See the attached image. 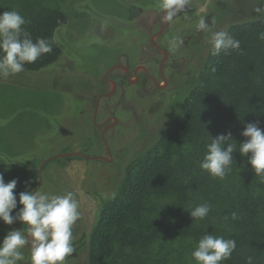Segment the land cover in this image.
<instances>
[{
    "label": "rangeland",
    "instance_id": "374dc122",
    "mask_svg": "<svg viewBox=\"0 0 264 264\" xmlns=\"http://www.w3.org/2000/svg\"><path fill=\"white\" fill-rule=\"evenodd\" d=\"M157 3L158 0H0V13L17 10L26 21L41 9L58 10L66 16L57 40L61 55L54 65L36 73L0 78V155L5 159L0 158V172L5 182L18 181L14 189L17 198L24 191L57 195L71 191L79 203L84 237L73 239L75 252L65 264L83 262L85 248L83 254L77 250L87 242L104 202L117 194L121 170L149 150L156 137L168 128L181 91L183 94L206 60L211 33L196 29L199 19L203 16L212 31H225L264 14L255 11L258 6L264 7L259 0H189L156 39L169 56L177 58L173 63L178 66L177 74L164 72L168 80L165 90L153 88L141 72L140 81L130 84L121 73L112 71L108 78L118 79L119 85L110 98L101 101L97 119L101 122L109 113L117 118L116 126L105 138L108 160L101 130L92 123L95 99L110 88L104 81L105 72L116 64L125 65L126 59L130 69L136 64L144 65L159 80L155 66L160 52L152 56L144 53L150 50L149 37L163 24ZM173 36L182 40L175 51L169 46ZM70 152L103 156L106 160L55 157ZM173 156L177 158L175 152ZM24 160L23 164L12 163ZM158 202L167 204L165 198ZM20 207L18 204L13 214ZM22 226L18 221L10 229ZM188 242L180 241L179 248L172 249L177 252L174 256L181 254L185 264H196L191 256L196 244L188 246ZM165 247L166 252L171 250L169 242ZM172 259L179 260L167 254V260Z\"/></svg>",
    "mask_w": 264,
    "mask_h": 264
},
{
    "label": "trees",
    "instance_id": "16d2710c",
    "mask_svg": "<svg viewBox=\"0 0 264 264\" xmlns=\"http://www.w3.org/2000/svg\"><path fill=\"white\" fill-rule=\"evenodd\" d=\"M65 21L63 12L52 9H41L29 18L25 30L34 42L48 39L52 51L26 63L21 74L55 64L61 55L57 40ZM225 31L240 47L213 55L210 44L194 80L181 91L168 128L121 170L117 194L104 202L87 242L77 250L82 253L85 248L81 264H185L172 249L183 240L190 241L188 246L196 244L206 233L236 241L230 259L221 264H245L248 256L253 264H264V183L247 164V157L234 152L235 166L223 180L199 166L208 135L231 133L239 144L246 139L240 133L247 123L258 122L264 129V40L259 38L264 14ZM160 198L167 204L159 203ZM205 202L211 205L209 214L192 220L188 209ZM233 212L238 219H231ZM16 222L0 223V239ZM82 230L80 217L73 225V238L82 239ZM168 242L171 250L166 252ZM23 251L26 259L19 264L30 261V250ZM166 253L179 260L171 263Z\"/></svg>",
    "mask_w": 264,
    "mask_h": 264
},
{
    "label": "clouds",
    "instance_id": "9594fccd",
    "mask_svg": "<svg viewBox=\"0 0 264 264\" xmlns=\"http://www.w3.org/2000/svg\"><path fill=\"white\" fill-rule=\"evenodd\" d=\"M259 2L264 5V0ZM188 4L189 0H158L157 7L163 12V19L170 22ZM255 11L258 14L264 13V7L258 6ZM26 23V19L17 10L0 13V78L25 71L26 63H33L42 54L52 51L48 39L40 37L33 41L23 27ZM196 29L211 33L213 55L240 47V42L226 31H212L203 16L196 24ZM259 38L264 40V32L259 34ZM181 43L180 37L173 36L169 46L175 51ZM240 135L246 139L239 144L231 133L219 134L215 138L208 135L209 143L199 166L210 176L223 180L235 166L232 154L238 152L240 156L247 157V164L255 176L259 177L260 183H264V129L258 126V122H251L244 126ZM25 161L12 163L23 164ZM17 182L12 179L6 183L0 172V221L5 225L19 221L23 225L19 229L7 231L0 239V264L25 261L23 249L26 247L30 250L27 258L30 264H65L66 258L75 252L72 243L73 225L81 215L74 194L71 191L63 195L24 191L17 198L14 193ZM18 204L22 207L13 214ZM188 210L192 220H203L209 214L211 205L205 202ZM231 219H238L236 212L231 214ZM235 249L234 239L206 233L196 243L191 256L196 264H221L230 259ZM245 264H253V257H246Z\"/></svg>",
    "mask_w": 264,
    "mask_h": 264
},
{
    "label": "flooded vegetation",
    "instance_id": "af4514ba",
    "mask_svg": "<svg viewBox=\"0 0 264 264\" xmlns=\"http://www.w3.org/2000/svg\"><path fill=\"white\" fill-rule=\"evenodd\" d=\"M169 23V22H168ZM163 24H164V20H163ZM162 24V25H163ZM168 26V25H167ZM162 27V26H161ZM160 27V28H161ZM159 28V29H160ZM166 30V29H165ZM164 30V31H165ZM163 31V32H164ZM150 38V37H149ZM158 38V37H157ZM155 42H156V40H155ZM148 44H149V51H146V52H144L145 53V55H151L152 56V54H153V52L155 53V52H160V51H158L155 47H154V45H152L151 43H150V41L148 40ZM156 44L161 48V46L156 42ZM142 45V44H141ZM151 52V53H150ZM160 54H161V57L159 58V61H158V63H157V65L155 66V70H156V77L159 79V80H157L151 73L149 74L148 73V71L146 70V72H144L143 70H140V69H137V71L136 72H134V70L136 69V68H139V66H141L140 64H136V65H134L133 67H132V69H130V65H129V61H128V59H126V61H125V65H122L123 67H125L126 68V70H127V72H128V74H129V78L131 79V78H133V79H135V82L136 83H138L139 81H140V79H139V72H141V74H142V76H143V78H144V80H145V82H147V83H151V85H152V87L153 88H155V89H157V90H160V91H162V90H165L166 88H167V86H168V80H167V78L165 77V75H164V72L165 71H167V70H169L171 73H173L174 75H176L177 74V69H178V66H176V65H174L173 63H174V61L177 59V58H173V57H171V56H169V53L166 51V56H164L163 57V54L160 52ZM127 58V57H126ZM144 66V65H143ZM145 67V66H144ZM118 71L119 73H121L122 74V76L125 78V80L128 82L129 80H128V76H127V73L124 71V70H121V69H113V70H111L108 74H107V76H105V74H104V81L107 83V84H109L110 85V88L107 90V91H104V92H101V93H99L98 95H97V97H96V99H95V104H94V108H93V112H92V123H93V125L95 126V127H97V128H99L100 130H101V139H102V141H103V139L105 140V138H106V134L109 132V131H111L115 126H116V123H117V118L116 117H114L112 114H110L109 113V115L108 116H106L101 122H99L97 119H98V115L100 114V112H101V105H100V103H101V101L102 100H104V99H108V98H110L112 95H113V93L117 90V87H118V85H119V81H118V79H110V78H108V75L112 72V71ZM162 77H165L166 78V87H164V88H162V89H159V88H157L156 87V85H155V83H154V80L158 83V84H160V85H162L163 84V82H162ZM111 82H113L114 83V87L112 86V84H111ZM113 89V92H112V94L110 95V96H102L103 94H107V93H109L111 90ZM99 96H101L100 97V99L98 100V102H97V99L99 98ZM109 110V107H107V111ZM103 144H104V141H103ZM104 146H105V148L107 149V147H108V145L106 144H104ZM108 150H109V147H108ZM110 153V152H109ZM106 154L108 155V153H107V150H106ZM108 160L110 159V156L108 155V158H107Z\"/></svg>",
    "mask_w": 264,
    "mask_h": 264
},
{
    "label": "water",
    "instance_id": "95a60500",
    "mask_svg": "<svg viewBox=\"0 0 264 264\" xmlns=\"http://www.w3.org/2000/svg\"><path fill=\"white\" fill-rule=\"evenodd\" d=\"M162 15H163V12H162ZM163 20H164V19H163ZM167 25H168V22H166V21L164 20V24L162 25V27H161L158 31H156L155 33H153V34L150 36V38H149L150 43H151L152 45H154V47H155L158 51H160V52L163 54V57L166 56V51H165L164 49L160 48V47L156 44L155 40L157 39V37H159V36L163 33V31L166 29ZM113 69H121V70H124V71L127 73L128 80H129L128 82H129L130 84H134V83H136V82H135V79H134V82H132V80L129 78V74H128L126 68L123 67V66L120 65V64H116V65L112 66L111 68H109V70H107V72H105V76H107V74H108L111 70H113ZM137 69H140V70H143L144 72H146V68H145L143 65L139 66V68H136V69L134 70V72H136ZM166 81H167L166 78H165V77H162V82H163L162 85L158 84L155 80H154V83H155V85H156L157 88L162 89V88L166 87ZM111 84H112V86L114 87V83L111 82ZM112 92H113V89H112L109 93H107V94H103L102 96H110V95L112 94ZM100 97H101V96H99V98L97 99V102H98V100L100 99ZM103 141H104V144L106 145V142H105L104 139H103ZM106 150H107L108 155L110 156V153H109L108 147H107ZM72 156H81V157H83V158H87V159H95V160H106V158L103 157V156L86 157L85 155H83V154H81V153H79V152L64 153V154L57 155V156H55V157H59V158H67V157H72ZM40 169H41V168H40ZM40 169H39V172H40Z\"/></svg>",
    "mask_w": 264,
    "mask_h": 264
}]
</instances>
